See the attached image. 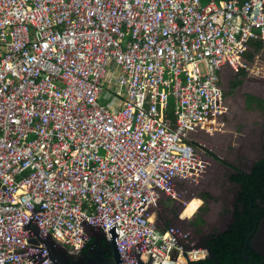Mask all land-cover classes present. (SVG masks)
<instances>
[{
	"label": "built area",
	"instance_id": "2783aa9c",
	"mask_svg": "<svg viewBox=\"0 0 264 264\" xmlns=\"http://www.w3.org/2000/svg\"><path fill=\"white\" fill-rule=\"evenodd\" d=\"M263 48L264 0H0V264H55L45 235L79 254L114 223L122 264L205 258L160 200L186 202L222 71L264 77Z\"/></svg>",
	"mask_w": 264,
	"mask_h": 264
},
{
	"label": "flooded vegetation",
	"instance_id": "af4514ba",
	"mask_svg": "<svg viewBox=\"0 0 264 264\" xmlns=\"http://www.w3.org/2000/svg\"><path fill=\"white\" fill-rule=\"evenodd\" d=\"M228 73L232 72L229 70ZM227 78H224V76L222 77V88L225 95V100H227L228 111L224 114V119H221L222 123H216V125L220 124L218 128L213 132H204L205 136L210 133L212 134L214 132L224 130L225 133H227V128L235 130L238 129L239 131L246 132L251 128L252 125H256L255 128L259 127L260 129L258 130L257 128V131H259L257 133V142H254L255 144L253 146H250L249 148L244 146V144L246 143H244L245 140L243 138H239L238 136L234 137L233 135H230V133H227L226 141L229 144L226 146L223 153L219 155L222 160H213V164L211 165V167V163L209 161V165L203 172V174L205 173L204 179L201 181L198 180L200 182L199 184H197V187L198 189L206 191L205 197L212 194L216 197L217 202H219L220 205L224 204V202L226 201L230 206V211H228L229 214L220 215L215 210L210 213L209 219H207L208 225L218 222L223 227L220 230H213L209 229L210 227H207L208 225L206 224L204 230L205 234L200 238L198 242L207 241L212 234L228 228L235 221L236 217L234 214L237 207H239L241 211L243 210L242 203L239 201V194L240 191L243 190V188L239 182V185H236L235 182L237 181L233 178V175L237 174L239 171H250L249 166L252 164V162L258 160V157L264 155V124L263 126H258L261 125L260 121L254 124L248 117V114H252L253 112H261L259 107L261 106V104H263L261 101L263 97L257 93L250 91L242 93L241 91H239L240 88L238 87L241 84L242 80L238 84L234 85L233 82L236 81V77H234L233 79ZM239 78L242 79V76H240ZM253 78L264 81V77ZM240 97L242 98L241 102L238 100ZM228 99L230 100L228 101ZM230 141L236 142V147H232V145H230ZM222 143L224 144V141ZM204 203L205 202L203 201V205ZM262 205L264 206V204ZM262 218H260L259 220H255L254 228L256 230V235L253 240V248H255L264 256V222H261L259 224ZM192 233L194 235V232ZM89 246L88 248H86V251H84L83 249L79 254H76L73 257H76L78 255L89 256L91 254ZM93 247H100L105 254H107L108 250L110 249L105 237L100 240V244L92 243V248Z\"/></svg>",
	"mask_w": 264,
	"mask_h": 264
},
{
	"label": "trees",
	"instance_id": "16d2710c",
	"mask_svg": "<svg viewBox=\"0 0 264 264\" xmlns=\"http://www.w3.org/2000/svg\"><path fill=\"white\" fill-rule=\"evenodd\" d=\"M250 45L255 51L262 47V43L259 41H251ZM239 77L236 76L234 85L242 80ZM206 151L209 152L207 149ZM233 178L243 188L239 194L243 210L241 211L237 207L234 214L235 221L228 228L212 234L207 240L208 246L217 257L218 264H243L242 249L246 237L254 229L255 220L264 217V206L262 205L264 204V157L255 161L252 171H239L233 175ZM92 243L93 237L90 238L88 245H92ZM247 254L258 264L264 260V256L250 245L247 247ZM188 263L217 264L212 258L207 257L190 260ZM248 264H254V262L249 260Z\"/></svg>",
	"mask_w": 264,
	"mask_h": 264
},
{
	"label": "crops",
	"instance_id": "0c3cea01",
	"mask_svg": "<svg viewBox=\"0 0 264 264\" xmlns=\"http://www.w3.org/2000/svg\"><path fill=\"white\" fill-rule=\"evenodd\" d=\"M201 1L203 3H207L210 0H201ZM216 1H220V0H216ZM261 53H262V57L264 58V48H263ZM227 72H229V70L228 69H224L222 71L221 76L223 77ZM263 98L261 100L263 104H261V106L259 107V109L261 110L262 113L261 112H259V113L258 112H253L252 114H248V117H249V119H251L252 123L256 124V123H258V121L261 122V125H258V126H263V124H264V113H263V111H264V99ZM229 100L230 99H228V101ZM226 103H227V100H226ZM221 119L223 120L224 116ZM255 126L256 125H252L251 128L249 130H247L246 132L245 131H239L238 129L235 130V129L227 128V130H228L227 133H230V135H233L234 137L238 136L239 138H243L245 140L244 143H246V144H244V146L249 148L250 146H253L255 144L254 142H257V133L259 132V131H257V128H258V130L260 128L259 127L255 128ZM227 133H225V130H224V131H217V132H214L212 134L210 133L207 136H205V133L202 130H197V131L193 132V134H192L193 137L197 141L206 144L207 148L209 149V152L206 151V153L208 155L207 158L209 159V161L211 163L210 167L213 164V160H212L211 156H216L215 153L217 155H221V153H223V151L225 150L226 146L229 144L226 141V134ZM223 141H224V144L222 143ZM230 142H231L230 145H232V147H236L235 146L237 144L236 142H234V141H230ZM209 168H208V170H209ZM204 177H205V173L200 177L199 180L200 181L203 180ZM200 181H198L197 183H193V182H190V181H187V180H180L178 182V186L181 187L182 189H187V191H189V188H193V186L199 184ZM196 197L200 198L201 203L197 207V209L194 212V214L192 216H190V217H188V216H184L183 217L182 216L181 207L179 209H177V210L173 209L172 211H169L168 214H167V210L169 208L167 207L166 204L173 203V205H174L175 200H171V199H169L167 197H163L162 200H160V204H164L167 208H164L166 214H164V212H162L161 209L158 212V222H159L160 226H165V225L171 224V223L183 225L182 222L184 221V219L189 220V219H191V217H194V215L202 207L203 199H204L203 197H199V196H196ZM166 198H167V200H164ZM162 201H164V202H162ZM171 212H173V214H171ZM186 227H189V225H186ZM189 228H191V227H189Z\"/></svg>",
	"mask_w": 264,
	"mask_h": 264
},
{
	"label": "water",
	"instance_id": "95a60500",
	"mask_svg": "<svg viewBox=\"0 0 264 264\" xmlns=\"http://www.w3.org/2000/svg\"><path fill=\"white\" fill-rule=\"evenodd\" d=\"M216 156H211L212 160H219L221 161V157L215 153ZM206 156H208L206 154ZM264 155L258 157L257 159L263 158ZM255 161L252 162V164L249 166V170L252 171L254 167ZM236 185H239L238 182H235ZM184 206L181 207L183 209ZM261 222H264V217L260 220L259 224ZM258 224V223H257ZM257 226V225H256ZM108 232L110 235V241H108V247L110 248L107 252V254L104 253V251L101 250L100 247H93L92 245L89 246V249L91 250V254L89 256H83L78 255L76 257H73L76 254L67 253L66 249L57 243L49 234L45 235L43 238H41V241L45 243L46 250L48 253L49 258L55 263V264H122L121 258L117 252V249L115 247V223L108 227ZM256 235L255 228L251 231L250 234L246 237V240L243 245L242 249V255H243V264H248V261L251 260L256 263L250 256L247 254V247L250 245L253 247L254 244V237ZM94 240L93 243L100 244V240L102 238V235L94 234ZM35 241V240H32ZM196 246H202L206 249L207 253L205 257L212 258L217 264L218 260L217 257L214 255L212 250L207 244V241L198 242ZM175 257V256H174ZM186 264H189L188 262ZM260 264H264V260L261 261Z\"/></svg>",
	"mask_w": 264,
	"mask_h": 264
},
{
	"label": "rangeland",
	"instance_id": "374dc122",
	"mask_svg": "<svg viewBox=\"0 0 264 264\" xmlns=\"http://www.w3.org/2000/svg\"><path fill=\"white\" fill-rule=\"evenodd\" d=\"M236 76H237V74L234 72H232V73L227 72V74L224 75V78L228 77L227 79H233ZM238 87L240 88L239 91H241L242 93L250 91V92L257 93V94L264 97V81L263 80L262 81L257 80V79H254L250 75H245V76H242V82ZM238 100L241 102L242 98L240 97ZM99 101L103 103L102 99H100V98H99ZM201 144H204V143H201ZM201 147L203 148L202 145H201ZM205 149H207L209 151L207 146ZM205 192H206L205 190L198 189L197 185L193 186V188H189L188 192H187V190H186V193L184 192V201H186V202L188 200H190L191 198L196 197V196L204 198V199L202 198L203 201L205 202L204 205H202V207L194 215V217H191V219H189V220L184 219V221L182 222V224L184 226L189 225V227L192 228V232H194V237L197 241H199L200 238L205 234L204 230H205L206 224L208 225L207 219H209L210 213H212L213 210L218 212L220 215L221 214H229L228 211H230L229 210L230 206L226 201L224 202V204L220 205V203L217 202V199L214 195L208 194L209 196L205 197V195H206ZM164 200H167V198ZM162 202H164V201H162ZM186 202L182 205H181V202H179V201H175L174 205H173V203H168V204L165 203L167 205V207L169 208L167 210V214L169 211H172L173 209L177 210L180 207L185 206ZM159 207H160L159 211L161 209V211L164 212V214H166L164 208H167V207L164 204H159ZM208 211H209V213H208ZM207 213H208V215H207ZM171 214H173V212H171ZM207 227H210L209 229H213V230H220L223 226H221L218 222H215L213 224H209Z\"/></svg>",
	"mask_w": 264,
	"mask_h": 264
},
{
	"label": "bare ground",
	"instance_id": "6f19581e",
	"mask_svg": "<svg viewBox=\"0 0 264 264\" xmlns=\"http://www.w3.org/2000/svg\"><path fill=\"white\" fill-rule=\"evenodd\" d=\"M200 203H201V200H200V198H197V197H193L190 200H188L186 202L184 208L182 209V212H181L182 216L183 217L184 216H188V217L192 216Z\"/></svg>",
	"mask_w": 264,
	"mask_h": 264
}]
</instances>
